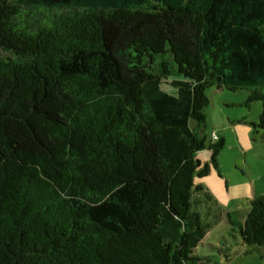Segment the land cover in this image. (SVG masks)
Listing matches in <instances>:
<instances>
[{"label": "trees", "instance_id": "trees-1", "mask_svg": "<svg viewBox=\"0 0 264 264\" xmlns=\"http://www.w3.org/2000/svg\"><path fill=\"white\" fill-rule=\"evenodd\" d=\"M211 88L264 130V0H0V264H199L219 217L264 249V195L205 183Z\"/></svg>", "mask_w": 264, "mask_h": 264}, {"label": "rangeland", "instance_id": "rangeland-1", "mask_svg": "<svg viewBox=\"0 0 264 264\" xmlns=\"http://www.w3.org/2000/svg\"><path fill=\"white\" fill-rule=\"evenodd\" d=\"M173 84L172 78L163 82L159 94H175L177 89ZM207 94L210 105L206 108L207 125L202 133L211 134L217 131L224 135L226 140L225 149L220 156L221 170H216L214 173L216 178L209 176L213 189L209 188L217 197L222 209L225 211L239 209L241 213H244L243 208L249 206L248 199L255 196V190L259 193L264 190V130L253 129L250 125L251 136L247 139L248 141L243 142L237 129L239 125L231 127V120L236 116L239 118L249 116V119H255L258 123L262 105L254 103L250 108L240 106L248 94L245 90L234 92L226 88L218 91L216 88H211ZM191 126H196L194 121H191ZM206 154L208 156L209 152ZM245 183L248 184L249 193L252 195H247ZM236 194L242 198L234 201L230 197ZM202 218L215 220L213 216L203 215ZM217 219L218 223L206 231L205 238L197 247V252L202 257V262L199 264H264L263 248L242 247L230 233V226L225 217ZM183 232V228L172 225L164 229L166 240L173 243L178 242Z\"/></svg>", "mask_w": 264, "mask_h": 264}, {"label": "crops", "instance_id": "crops-1", "mask_svg": "<svg viewBox=\"0 0 264 264\" xmlns=\"http://www.w3.org/2000/svg\"><path fill=\"white\" fill-rule=\"evenodd\" d=\"M244 120H245V122L244 121H241V118H239V116H236V117H233V123H231L232 125H231V127H235L236 125H239V126H237V129H238V131H239V133H240V135H241V138H242V140H243V142H244V140L245 141H248L247 139L249 138V136H251V133H252V130H251V128H250V124L249 123H256V120L255 119H249V116H243L242 117ZM248 120H250V121H248ZM218 135H221V134H219L217 131H215ZM223 137H224V135H222ZM225 138V137H224ZM226 141V140H225ZM206 158V157H205ZM207 159V158H206ZM220 159H221V157H220ZM220 164H221V162H220ZM220 170H221V168H220ZM216 171H213L210 175H212L214 178H216V176H215V173ZM209 175V176H210ZM209 176L207 177V178H205V183H206V185H207V187L209 188H212L213 189V187H212V185L210 184V180H209ZM246 184V186H244L245 187V190H247V195H252L251 193H249L250 191H249V186H248V184L247 183H245ZM247 186H248V188H247ZM244 187H242V189H244ZM210 188H209V190H210ZM244 191V190H243ZM254 194H255V196L253 197V198H251V199H248L249 200V204H250V201L252 200V199H254L255 197H258V196H261V195H264V190H262L261 191V193H259L257 190H255V192H254ZM214 195V194H213ZM215 198L217 199V197L215 196ZM230 198H232L234 201H237V200H240L242 197L240 196V195H238V194H236V195H233L232 197H230ZM217 201H218V199H217ZM229 200H227V202H228ZM219 202V201H218ZM220 204V203H219ZM221 205V204H220ZM222 207V206H221ZM249 207V206H248ZM247 207V208H248ZM247 208H243V209H247ZM224 210V209H223ZM236 210V209H235ZM225 211V210H224ZM226 211H229V210H226ZM231 211H234V210H231Z\"/></svg>", "mask_w": 264, "mask_h": 264}, {"label": "built area", "instance_id": "built-area-1", "mask_svg": "<svg viewBox=\"0 0 264 264\" xmlns=\"http://www.w3.org/2000/svg\"><path fill=\"white\" fill-rule=\"evenodd\" d=\"M216 138V137H215Z\"/></svg>", "mask_w": 264, "mask_h": 264}]
</instances>
